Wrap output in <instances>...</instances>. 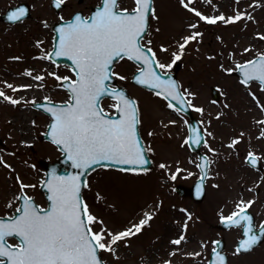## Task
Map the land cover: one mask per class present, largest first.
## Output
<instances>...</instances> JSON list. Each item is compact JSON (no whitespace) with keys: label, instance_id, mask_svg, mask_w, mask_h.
<instances>
[{"label":"rangeland","instance_id":"374dc122","mask_svg":"<svg viewBox=\"0 0 264 264\" xmlns=\"http://www.w3.org/2000/svg\"><path fill=\"white\" fill-rule=\"evenodd\" d=\"M21 1L29 4L30 17L15 23L0 20V91L13 99L12 89L28 72L33 77H43L32 80L43 85L40 91L45 96L24 100L29 110L40 115L32 120L30 139L22 148L16 145L18 139L9 123L14 107L0 97V160L8 165L0 164V215H10L17 208L19 192L33 197L39 207L46 205L39 190L44 178L39 159L52 161L60 151L41 137L50 117L36 103L46 98L68 101L69 94L60 80L74 79L70 66L53 64L47 56L52 47V25L76 10L87 16L91 7L100 3L63 0L55 10L51 0H0V13ZM134 6L133 0H118L119 9ZM189 7L205 17H243L235 23L208 24L182 6L180 0H153L148 30L141 39L155 54L156 62L166 66L160 68L163 72L172 70L173 54L181 55L176 75L181 91L191 100L193 115L200 120L204 134L201 151L209 161L205 194L195 202L174 190L177 183L190 186L199 175L196 155L184 143L188 117L169 108V103L156 93L131 83L130 77L138 66L129 59H119L113 75L135 100L139 132L153 166L143 172L114 167L94 169L82 189L83 203L88 214L98 221L89 228L93 233L104 230L105 243L110 242L107 233L131 228L146 212L153 218L136 235L112 245L113 251L99 249L106 264H207L213 240L221 236L225 239L227 264H264V241L248 253L235 254L240 229L215 227L221 217L237 211L242 202H252L248 208L256 224L264 219V124L260 123L264 121V90L258 82L243 84L233 74L239 63L264 54V40L260 39L264 37V0H193ZM193 33L199 35L181 53L179 45ZM49 62L52 65L47 70L43 66ZM211 86L218 90L216 100L210 95ZM113 105L109 98L101 100L108 114L113 113ZM250 153L260 159L261 171L245 162ZM22 184L26 186L23 189ZM181 235L185 237L181 244L171 243ZM7 240L16 244L13 238Z\"/></svg>","mask_w":264,"mask_h":264},{"label":"snow or ice","instance_id":"6c2138e0","mask_svg":"<svg viewBox=\"0 0 264 264\" xmlns=\"http://www.w3.org/2000/svg\"><path fill=\"white\" fill-rule=\"evenodd\" d=\"M62 2L63 0H54V6L58 8ZM180 3L208 24H215L217 21L235 23L243 18L241 15L227 19L223 15L205 17L189 7L193 0H187V3L185 0H180ZM134 4L135 8L129 13L127 10H115L117 0H103L101 10L90 21L77 15L74 23H69L58 30L59 45L55 54L72 61L76 79L65 85L70 92V102L66 106L45 107L44 111L52 118L49 132L51 142L67 154L73 168L87 169L101 161H108L113 164L128 165L130 167L127 170L136 171V166L146 163L137 139L136 125L139 121L135 101L125 99L122 94L116 93L115 89L112 90L120 101L116 108L121 112L119 120L106 119L103 110L98 107V101L106 94L105 81L111 76L109 66L122 54L148 69V71L142 70L136 77L137 83L160 89L156 92L157 96H163L165 99L170 97L180 107L185 103L191 106V100H185L184 95L177 92L178 86L175 82L163 81L151 71L154 63L157 68L166 67L156 63L155 54L150 57L145 56L138 46L141 34L145 31V19L150 12L151 0H134ZM26 14V9L21 7L8 14L7 20L19 22ZM191 27L195 28L196 25L193 24ZM198 35L199 33H193L184 38V43L179 45L181 53L189 41L195 40ZM260 39L264 40V37ZM148 51L151 52V49ZM162 51L167 50L162 49ZM180 59V54H173L172 63L175 64ZM236 67L243 72L244 78L241 83L247 84L248 81L256 80L264 85V57ZM25 75L31 73L26 72ZM34 79L42 80L43 77L36 76ZM57 79L61 78L57 77ZM62 79L67 81L68 78ZM7 87L12 88L11 85ZM188 95L191 96V93ZM0 97L13 105L19 103L2 91ZM46 102L51 103L47 98ZM33 103L35 104V101ZM168 107L175 110L172 103H169ZM194 110L201 111L199 108ZM260 123L264 124V121ZM193 135L195 138L191 142L198 143L200 137L195 130ZM184 143H189V140L186 139ZM235 143L238 141H233V144ZM249 156L250 162L254 163L255 158L251 153ZM0 164L8 167L3 160H0ZM160 167L164 168L165 165ZM198 167L203 170L205 165ZM179 171L178 169L177 172ZM171 179H176V175L173 174ZM24 187L26 186L22 184L21 189ZM79 188V176L54 177L48 184L51 193L48 196L51 209L48 211L32 207L31 201L25 197L22 215L13 219L11 223H0V258L6 257L8 264H100L97 258L98 249L113 251L112 245L136 235L153 218L152 213L146 212L144 218L131 228L116 234L107 233L110 242L105 243L104 230L93 233L88 227L98 221L88 214L87 208L78 200ZM199 192L200 185H197V193ZM251 203L245 205L242 202L237 205V211L227 217H221V222L228 226H240L242 222L246 225L243 230L246 239L239 243L235 254L251 251L260 240V235L253 232L251 217L245 215ZM82 213L86 220L81 218ZM261 233L264 234V225L261 226ZM13 234L22 238V246L15 249L4 243L5 238ZM184 239L185 237L181 235L171 243L179 245ZM213 252H216L215 248ZM0 264H5V261L0 259ZM213 264H225V258L216 253Z\"/></svg>","mask_w":264,"mask_h":264},{"label":"water","instance_id":"95a60500","mask_svg":"<svg viewBox=\"0 0 264 264\" xmlns=\"http://www.w3.org/2000/svg\"><path fill=\"white\" fill-rule=\"evenodd\" d=\"M51 6L55 10H58L62 6V4L60 5V7L57 8V7L54 6V0H51ZM102 6H103V0H100V4L99 5H95V6L91 7L90 14L88 15V17H84L83 14H82V12L80 10H78V11L73 12V14L71 15L70 19L63 20V19L60 18L52 26V29H53V32H54V36H53V47L48 52V56H49V58L54 63H65V64L70 65L71 68H72V71L74 72L75 79H76L75 66L73 65L72 61L69 60L67 57L57 56L55 54V52H56V50L58 48V45H59V31L58 30L66 27L69 23H74L75 22V17L77 15H80L82 17V19H84V20H89L90 21L91 18L93 16H95L96 13L99 10H101ZM21 7H23L24 9H26V13L27 14L25 15L24 18L29 17L30 16V11H29L30 7H29V5L27 3H25V2H19V3H17L14 6L8 7L5 10L4 13L0 14V20L5 21V22H10V21L7 20V15L10 14L12 11H15L18 8H21ZM151 8H152V0H151V5H150V12H151ZM115 10L116 11H124L125 9L124 10H121V9L116 8ZM132 10H127V11L129 13H131ZM150 12H149V14H150ZM149 14L146 15V19H145V31H144V33L141 34V38L147 32L148 25H149ZM141 38L138 41V46L142 49L143 54L145 56H149L150 57L152 55V52H149L148 51L149 48L141 44ZM122 57L127 58L126 55H123L122 54L120 57L115 58L113 60L112 64L109 66V71L111 73V76H110V78L107 81H105L106 94L103 95L100 98V100L98 101V107L100 109H102L101 106H100V101H101L102 98L108 97L111 100L115 101V104H114V107H113L114 108V113L113 114L109 115V114H107V113H105L103 111L104 117L106 119H109V120H119L121 118V112H118L116 110L117 106L120 104V101L118 100V98H116L115 93L112 92L113 89H115V92L116 93L122 94L125 99L134 101V99L130 96L128 90L125 87H123L122 85H120L119 83H117L115 77L113 76V71H112L113 65H114V63L118 59H120ZM261 57H264V54L257 55L256 57H254V58H252V59H250V60H248L246 62L240 63L238 65L246 64L249 61H258L259 58H261ZM132 61L135 62L139 67L133 72V74H132V76L130 78L131 83H133V84H135L137 86L143 87L145 89L151 90V91H153L155 93L157 91H160V89H153V88L148 87L147 85H141V84H139V83L136 82V77L139 76L140 72L142 70L143 71H148V69H146L144 67V65L140 64L138 61H134V60H132ZM179 66H180V63L178 61H176V63L172 67V71L162 72L159 68H157L155 66V63H154L151 66V71L155 72L156 75L159 76L160 79L163 80V81H166V82L167 81L175 82L177 84V86H178L177 87V92L180 93V94H183L182 91H181V89H180V87H179L178 79H177V76H176V71L179 68ZM233 73L235 75L239 76L240 81L243 80V78H244L243 77V72L240 71V70H238L237 67H236V69L234 70ZM74 80L67 79V81H64L63 79H61V86L63 88H65V89H67V91L69 92L68 88L65 87V85L68 82L74 81ZM249 82L250 81H248L247 83H249ZM257 82L261 85V88L264 90V85H262L259 81H257ZM210 90H211L210 91L211 97L214 100H216L218 98L217 88L215 86H211L210 87ZM69 94H70V92H69ZM184 98H185V96H184ZM166 100L169 103H172L175 108H177L178 110H180L181 112L185 113L188 116V118H189L188 119V122H187V131H188L187 140H189L188 146H189L190 149H192L195 152H197L198 157H199V163H198V165H205V167L203 168V170L201 169V167H198L199 168V171H200V175H199V177L195 180V182L191 186L185 187V186H182L180 184H177L174 187V189L179 194H188L194 200L199 201L204 196V192H205V178H206L207 171H208V160H207V157H206V155L204 153L200 152V145L204 141V135H203V133L201 131V128H200V122H199V120L197 118H195L192 115L191 108H190V106L187 103H185L183 107H180V105L176 104V102L174 100H171L170 97L168 99H166ZM185 100H186V98H185ZM50 102L51 103L49 104V103L46 102V100H44V101H42L40 103H36V106L39 107V108H41L44 111V108L45 107H50V106H53V105L54 106H57V107H59V106H66L70 102V100L69 101H66V102H53V101H50ZM135 107H136V103H135ZM47 114L50 116V121H49V124L47 126V129H46L45 133L42 134V138L51 141V136L49 135V132H50V125L52 123V118H51V115L49 113H47ZM137 118H138V113H137ZM193 130H195L196 134L200 137L199 142L198 143H195V144L191 142L192 139L195 138L194 135H193ZM136 131H137V139L140 142V146H141V149H142V152H143V156H144V159L146 161V163L143 164L142 166H136V168H137L136 171H145V170H148V169L151 168L152 161H151V159H150V157H149V155H148V153L146 151V148H145V146H144V144L142 142V139H141V136H140V133H139V129H138V124L136 125ZM0 143H1V139H0ZM57 147L61 151V153L57 157V159H55L53 161H48V160H46L44 158H40L39 159V163L42 165V167L44 169V179L40 183L39 189L43 193L44 199L46 201V206L43 207V208H40L38 206V204L35 202V200L32 197L27 196L24 192H20L18 194L19 204H18L17 208L13 211L12 215H3V216L0 215V223H4V224L11 223V221L13 219L18 218L19 216L22 215V211H23V208H24V198L25 197H27L31 201L32 207H34L36 209H42L44 211L50 210L51 209V201L48 200V196L51 195V193L48 190V184H49L50 181H52L54 179V177H65V178H67V177H70V176H79V178H80V188H79V192L77 194V198L81 202L82 206L84 207L83 200H82V189H83V186L85 184L86 177H87V175H88L89 172H91L93 169H95L97 167H100V166H109V167L119 168V169H123V170H127L130 167L128 165H118V164H113V163L108 162V161H101L99 164H95L92 167L87 168V169H77V168H73L71 161L67 157V154L64 153L59 146H57ZM251 156L255 158V162L254 163H251L250 162V156L248 154L246 156V158H245L246 163L248 165H250L251 167L255 168V169H262V165H261L258 157H256L253 154H251ZM202 177H203V179H202ZM197 185H200V192H199V194L197 193ZM17 209H21V211L18 212ZM41 214H43V213H41ZM245 215L250 216L251 219H252L251 226L253 228V232L260 235V240L255 245V246H257L264 239V234L261 233V226L264 225V223H261L260 226L257 229H255V222H254V217H253L252 213L249 210H247L246 213H245ZM81 218L84 219V220H86V217L83 216V213L81 214ZM217 226L219 228H222V229H226V228L230 227V226L226 225L225 223H222L221 220L219 221V223H218ZM245 226H246L245 224L242 225V223H241V225H240V227H241V236H240V238L236 242L235 249L238 247L239 243L242 240L246 239V237L243 235V230H244V227ZM9 237H14L15 239H17L18 244L17 245L10 244L6 240ZM217 241L219 242L218 244L215 243ZM4 243L7 246H10L11 248L15 249L18 246H22V238L19 237V236H16L15 234H13L12 236L6 237ZM214 248L216 249V252H213V249L210 251L209 259H208L207 264H213V262L216 259V253H219V255H221V256H223L225 258V264H226V262H227V255L223 251V248H224V239L223 238L216 239L214 241ZM97 258H98V261L100 262V264H105L103 262V260L101 259L98 250H97ZM0 259H3L5 261V264H8L6 257L5 258H0Z\"/></svg>","mask_w":264,"mask_h":264},{"label":"bare ground","instance_id":"6f19581e","mask_svg":"<svg viewBox=\"0 0 264 264\" xmlns=\"http://www.w3.org/2000/svg\"><path fill=\"white\" fill-rule=\"evenodd\" d=\"M52 63H45L44 68L50 70ZM33 76L31 75H22L20 76L18 82L15 85V89H19L15 91L14 98L18 100L19 103L16 105H11L14 107V110L11 111V116L9 119V123L13 125V130L17 136L16 145L20 148L25 145V143L30 139L29 127L32 122L37 116L40 114L38 112L29 110L24 103V100H33V99H40L43 98L44 92L40 90L43 88L42 84H36L34 82ZM8 123V124H9ZM145 209L144 211H146Z\"/></svg>","mask_w":264,"mask_h":264},{"label":"flooded vegetation","instance_id":"af4514ba","mask_svg":"<svg viewBox=\"0 0 264 264\" xmlns=\"http://www.w3.org/2000/svg\"><path fill=\"white\" fill-rule=\"evenodd\" d=\"M262 221H264V219H263ZM262 221H261V222H262Z\"/></svg>","mask_w":264,"mask_h":264}]
</instances>
